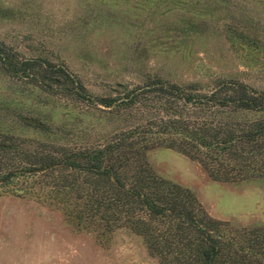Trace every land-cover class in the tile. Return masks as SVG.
Returning <instances> with one entry per match:
<instances>
[{
    "label": "rangeland",
    "instance_id": "obj_1",
    "mask_svg": "<svg viewBox=\"0 0 264 264\" xmlns=\"http://www.w3.org/2000/svg\"><path fill=\"white\" fill-rule=\"evenodd\" d=\"M0 48L35 61L25 76L0 60V264H160L124 217L90 202L110 195L90 188L95 174L60 158L140 137L152 119L174 117L158 105L170 97L147 83L156 74L195 81L197 92L236 80L264 94V0H0ZM127 92L135 102L122 104ZM172 100L191 124V104ZM143 153L156 175L188 188L210 215L264 227V173L218 180L174 148ZM45 155L60 163L12 171L44 166Z\"/></svg>",
    "mask_w": 264,
    "mask_h": 264
},
{
    "label": "trees",
    "instance_id": "obj_2",
    "mask_svg": "<svg viewBox=\"0 0 264 264\" xmlns=\"http://www.w3.org/2000/svg\"><path fill=\"white\" fill-rule=\"evenodd\" d=\"M0 60L12 72L34 75L31 59L0 48ZM217 81L213 89L197 92L195 81L169 82L157 74L147 78L153 89L170 97L158 105L174 117L152 119L153 129L148 125L140 137L60 158L66 166L80 165L95 174L90 188L103 186L110 195L93 194L90 202L103 214L124 217V226L141 236L148 254L160 264H264V227L236 226L210 215L192 191L156 175L144 158L145 148L162 145L195 159L213 179L264 173V163L256 165L253 159L264 156V94L236 80ZM135 97L127 92L119 102L133 103ZM172 97L191 104L196 116L191 124L183 121ZM38 159L48 167L60 163L48 155ZM34 167L22 165L12 171L24 173Z\"/></svg>",
    "mask_w": 264,
    "mask_h": 264
},
{
    "label": "water",
    "instance_id": "obj_3",
    "mask_svg": "<svg viewBox=\"0 0 264 264\" xmlns=\"http://www.w3.org/2000/svg\"><path fill=\"white\" fill-rule=\"evenodd\" d=\"M29 120L32 121V122H35V121L32 120V119H29ZM46 167H47V165L40 166V167H34V168H33V171H38V170L44 169V168H46Z\"/></svg>",
    "mask_w": 264,
    "mask_h": 264
}]
</instances>
